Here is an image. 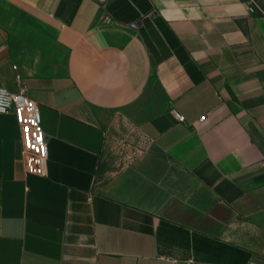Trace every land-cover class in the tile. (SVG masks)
Masks as SVG:
<instances>
[{
  "label": "crops",
  "instance_id": "1",
  "mask_svg": "<svg viewBox=\"0 0 264 264\" xmlns=\"http://www.w3.org/2000/svg\"><path fill=\"white\" fill-rule=\"evenodd\" d=\"M0 85L38 103L49 152L46 176L28 172L0 114V264H264L248 0H0ZM126 126L153 152L99 178Z\"/></svg>",
  "mask_w": 264,
  "mask_h": 264
},
{
  "label": "built area",
  "instance_id": "2",
  "mask_svg": "<svg viewBox=\"0 0 264 264\" xmlns=\"http://www.w3.org/2000/svg\"><path fill=\"white\" fill-rule=\"evenodd\" d=\"M105 4L109 0H93ZM15 114L22 133L24 143L23 157L28 172L41 176L47 175L49 158L47 136L43 130L38 103L31 100L25 89L12 93L0 85V114ZM178 120L185 121L178 114ZM25 128L28 129L25 132Z\"/></svg>",
  "mask_w": 264,
  "mask_h": 264
},
{
  "label": "rangeland",
  "instance_id": "3",
  "mask_svg": "<svg viewBox=\"0 0 264 264\" xmlns=\"http://www.w3.org/2000/svg\"><path fill=\"white\" fill-rule=\"evenodd\" d=\"M258 13H264V0H248ZM153 152L151 144L134 128L122 127L109 137V150L104 154L99 170V178L105 170L112 172L120 169L125 163L139 159L144 153ZM164 161H167L163 157Z\"/></svg>",
  "mask_w": 264,
  "mask_h": 264
},
{
  "label": "snow or ice",
  "instance_id": "4",
  "mask_svg": "<svg viewBox=\"0 0 264 264\" xmlns=\"http://www.w3.org/2000/svg\"><path fill=\"white\" fill-rule=\"evenodd\" d=\"M28 131V129L27 128H25V132H27Z\"/></svg>",
  "mask_w": 264,
  "mask_h": 264
}]
</instances>
